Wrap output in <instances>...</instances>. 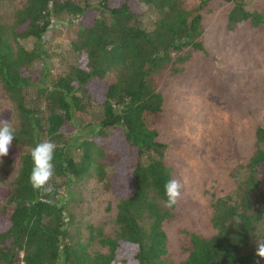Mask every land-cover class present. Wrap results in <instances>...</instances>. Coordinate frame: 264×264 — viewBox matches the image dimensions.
Segmentation results:
<instances>
[{"label": "trees", "instance_id": "trees-1", "mask_svg": "<svg viewBox=\"0 0 264 264\" xmlns=\"http://www.w3.org/2000/svg\"><path fill=\"white\" fill-rule=\"evenodd\" d=\"M222 1L231 6L229 30L244 22L264 25V11L248 10L246 0ZM181 4L21 0L11 24L0 25V83L12 103L11 152L18 153L10 194L0 205V264H264L255 255L257 241L264 240V229L258 232L264 226V125L254 130L253 150L237 170L241 174L234 191L211 203L212 233L185 231V257L167 255L163 225L173 217V207L164 206V185L171 173L163 160L165 145L156 138L162 96L154 76L179 73L186 50H203L201 16ZM145 10L154 12L149 23L143 22ZM59 15L72 20L70 49L77 59L49 77L42 38ZM27 38L33 39L30 48L20 43ZM93 108H98L93 135L72 133ZM44 140L57 146L51 192L33 189L29 180L31 150ZM113 140L125 156L120 176L121 163L107 174L93 156L103 155ZM107 153L117 160V150L109 147ZM92 169L116 197L114 234L99 240L105 253H89L70 237L58 198L62 185Z\"/></svg>", "mask_w": 264, "mask_h": 264}, {"label": "rangeland", "instance_id": "rangeland-1", "mask_svg": "<svg viewBox=\"0 0 264 264\" xmlns=\"http://www.w3.org/2000/svg\"><path fill=\"white\" fill-rule=\"evenodd\" d=\"M20 3L21 0H0V25L11 24ZM181 5L201 16L203 50H186L179 73L154 76L162 96L156 138L165 145L163 160L171 179L182 184L173 217L163 225L167 255L172 260L186 255L182 250L185 231L202 236L212 233L211 203L234 191L241 174L237 170L253 150L254 130L264 125V25L253 27L244 22L229 30L226 15L231 6L222 0L203 4L200 0H182ZM246 8L262 12L264 0H246ZM153 18V10H145L143 22L149 23ZM72 24L66 15L53 16L43 34V67L49 77L63 73L68 64L76 62L77 54L70 49ZM20 43L30 48L33 39H20ZM35 66L41 67L40 62ZM106 79L110 81L113 76ZM97 116L98 108H93L89 119L72 128V133L89 137L96 129ZM0 120L9 121L13 127L16 124L12 103L1 83ZM93 138L100 142L108 139ZM109 147L117 150L116 161L107 153ZM103 150L100 157L93 153L94 161L107 174L121 163L120 176L125 156L117 142L113 140ZM17 165L18 153H12L10 147L8 155L0 158V205L10 194ZM58 194L70 237L82 242L89 253H105L106 247L99 240L114 234L115 195L105 188L93 169L62 185ZM263 229L260 225L258 232Z\"/></svg>", "mask_w": 264, "mask_h": 264}, {"label": "clouds", "instance_id": "clouds-1", "mask_svg": "<svg viewBox=\"0 0 264 264\" xmlns=\"http://www.w3.org/2000/svg\"><path fill=\"white\" fill-rule=\"evenodd\" d=\"M15 138V129L7 120H0V158L9 153V149ZM56 144L51 140H44L36 144L31 150L30 156L33 167L30 173V183L35 190L43 189L51 192L52 186L49 181L54 176V153ZM182 184L177 179L168 180L164 185L166 201L164 206L172 208L176 206L181 198ZM255 255L264 259V240L257 241ZM259 264V261H257Z\"/></svg>", "mask_w": 264, "mask_h": 264}]
</instances>
